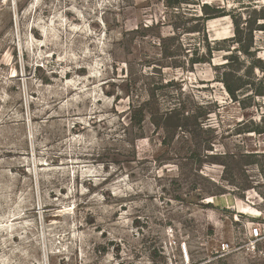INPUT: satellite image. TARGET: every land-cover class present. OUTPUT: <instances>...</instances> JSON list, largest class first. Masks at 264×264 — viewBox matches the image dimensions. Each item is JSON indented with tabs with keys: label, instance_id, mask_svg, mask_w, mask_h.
<instances>
[{
	"label": "rangeland",
	"instance_id": "obj_1",
	"mask_svg": "<svg viewBox=\"0 0 264 264\" xmlns=\"http://www.w3.org/2000/svg\"><path fill=\"white\" fill-rule=\"evenodd\" d=\"M256 124L264 0H0V264H264Z\"/></svg>",
	"mask_w": 264,
	"mask_h": 264
},
{
	"label": "trees",
	"instance_id": "obj_2",
	"mask_svg": "<svg viewBox=\"0 0 264 264\" xmlns=\"http://www.w3.org/2000/svg\"><path fill=\"white\" fill-rule=\"evenodd\" d=\"M169 2H170V3H174V2H172V1H169ZM175 2H176V1H175ZM200 9H201L202 14L204 15V20H208V19H210V18H214V17H219V16H220V12H219V11L211 12V11H210V10H211V9H210V6H209L208 4H206V3L202 4V5L200 6ZM235 26H236V32L238 33V32H239L238 24L235 23ZM226 87H227V90H228V92L230 93V95H232V97L235 98L234 93H233V90H232L228 85H226ZM250 130H252V131H256V132H258V133L264 131V129H261V126H260L259 124H256V125H255L254 127H252V129H250ZM262 130H263V131H262Z\"/></svg>",
	"mask_w": 264,
	"mask_h": 264
},
{
	"label": "built area",
	"instance_id": "obj_3",
	"mask_svg": "<svg viewBox=\"0 0 264 264\" xmlns=\"http://www.w3.org/2000/svg\"><path fill=\"white\" fill-rule=\"evenodd\" d=\"M249 234L253 240H258V239H261L263 237L262 232H261V228L258 226L252 227L249 231ZM229 248H230V245L228 243H223L221 245L222 251H227V250H229ZM181 254L185 258V260L187 261L188 255H187V250H186V247L184 244L181 247Z\"/></svg>",
	"mask_w": 264,
	"mask_h": 264
}]
</instances>
